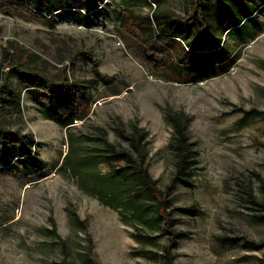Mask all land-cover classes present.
Wrapping results in <instances>:
<instances>
[{
    "label": "rangeland",
    "instance_id": "obj_1",
    "mask_svg": "<svg viewBox=\"0 0 264 264\" xmlns=\"http://www.w3.org/2000/svg\"><path fill=\"white\" fill-rule=\"evenodd\" d=\"M78 1L39 12L0 0V91L8 82L20 96V113L0 105V126L32 136L41 160L0 169V264H264V25L257 37L248 24L231 32L224 74L175 81L154 67L151 33L125 31L120 12L186 19L196 0ZM14 70L83 86L82 118L66 128L47 118ZM169 114L190 118V184L173 182ZM136 130L151 181L172 186L166 221L148 198L131 202L102 161L108 145L138 158ZM191 206L195 215L177 210ZM166 231L181 235L172 244Z\"/></svg>",
    "mask_w": 264,
    "mask_h": 264
},
{
    "label": "trees",
    "instance_id": "obj_2",
    "mask_svg": "<svg viewBox=\"0 0 264 264\" xmlns=\"http://www.w3.org/2000/svg\"><path fill=\"white\" fill-rule=\"evenodd\" d=\"M32 2L35 9L42 12L58 11L64 8H76L79 1L68 3V0H17ZM67 2V3H66ZM259 5H264V0H196L195 13L186 19L176 18L166 12L152 10L149 17L138 18L124 10L120 12V27L125 31L143 33L149 31V39L159 45L161 68L157 60L153 59L154 67L175 81L184 79L186 82L205 81L214 76L224 74L232 65L231 58L226 55V42L232 31L241 30L246 24L251 28L254 24L248 17L255 13ZM125 13H130L129 16ZM132 20L131 24L126 20ZM137 23L142 29L137 31L132 28V23ZM88 24V23H87ZM236 39L235 41H237ZM150 55L153 52L149 53ZM14 77L23 90L33 94L35 101L42 104L46 110V117L52 119L63 128L70 127L82 118L83 106L87 103L84 98L83 86H76L62 79L53 83L48 78L41 76L36 71L21 72L14 70ZM172 75V76H171ZM174 77V78H173ZM5 81V80H4ZM13 86L5 82L0 91V105L15 107L20 113V96L12 90ZM169 119L175 131V149L177 155L176 172L173 182L190 184L187 179L192 176L194 152L192 144L186 136V127L190 120L186 116L169 114ZM144 132L135 131L133 146L138 153V158L128 151L116 150L108 145L109 154L102 159L110 169L112 179L116 180L127 192L131 202L140 197H146L157 207V214L166 221L165 204L172 189L169 186L161 193L151 181L143 161V145L140 146ZM35 141L30 135L10 132L0 126V169H7L20 160H28L36 167L41 160L35 150ZM173 185V184H172ZM180 212L195 215L194 206L178 208ZM175 237L174 234L166 231ZM169 247L166 253H169Z\"/></svg>",
    "mask_w": 264,
    "mask_h": 264
},
{
    "label": "crops",
    "instance_id": "obj_3",
    "mask_svg": "<svg viewBox=\"0 0 264 264\" xmlns=\"http://www.w3.org/2000/svg\"><path fill=\"white\" fill-rule=\"evenodd\" d=\"M248 19H252L254 24L252 25V29L255 30L257 29V34L255 35V37H257L258 35H260V32L261 31V27L264 25V5H259V7L255 10V13L248 17ZM237 43L235 44L236 47L240 48V47H244L245 45V42L244 41H241L239 38L237 41H234V43Z\"/></svg>",
    "mask_w": 264,
    "mask_h": 264
},
{
    "label": "built area",
    "instance_id": "obj_4",
    "mask_svg": "<svg viewBox=\"0 0 264 264\" xmlns=\"http://www.w3.org/2000/svg\"><path fill=\"white\" fill-rule=\"evenodd\" d=\"M152 6H155L154 3H151Z\"/></svg>",
    "mask_w": 264,
    "mask_h": 264
}]
</instances>
